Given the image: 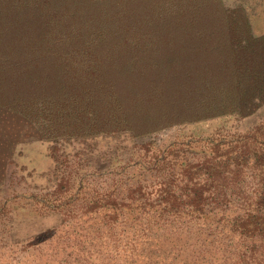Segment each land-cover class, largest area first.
<instances>
[{"label":"trees","instance_id":"1","mask_svg":"<svg viewBox=\"0 0 264 264\" xmlns=\"http://www.w3.org/2000/svg\"><path fill=\"white\" fill-rule=\"evenodd\" d=\"M248 12L224 0H0V111L25 122L28 136L82 142L245 118L264 105V34H253ZM220 130L212 141L226 134L228 149L213 144V157L185 163L182 187L195 189L201 177L212 187L216 175L227 185L228 173L237 183L251 172L249 216L234 228L252 242V264H264V122L246 134ZM156 145H139L116 171L144 161ZM98 157L107 169L108 158ZM70 162L67 156L62 166ZM84 167L83 174L93 170ZM84 180L81 190L90 186ZM119 183L106 195L116 205Z\"/></svg>","mask_w":264,"mask_h":264},{"label":"rangeland","instance_id":"2","mask_svg":"<svg viewBox=\"0 0 264 264\" xmlns=\"http://www.w3.org/2000/svg\"><path fill=\"white\" fill-rule=\"evenodd\" d=\"M224 1L228 8L249 9L256 15V35L264 34V0ZM241 118L239 130L220 131L246 134L264 122V105ZM212 122L221 125L223 119ZM25 129V122L0 111V264H252L246 256L252 242H243L234 228L249 216L250 187L256 185L249 182L251 172L244 176L248 181L241 177L236 183L228 173L227 185L216 175L212 187L204 177L193 181L200 182L195 189L182 187L185 163L195 166L213 157V144L228 149L230 138L225 134L212 141L215 131L208 123L160 129L159 141L149 140L157 147L144 161L129 162L115 173L106 172V159L89 152L92 140L40 137L25 145L16 171L11 160ZM67 156L71 162L62 166ZM53 159L59 160L55 168ZM162 159L166 167H160ZM177 162L181 167L173 166ZM84 164L93 170L83 174ZM81 177L88 188L81 190ZM119 179L116 205L106 195ZM254 243L263 242L256 237Z\"/></svg>","mask_w":264,"mask_h":264},{"label":"water","instance_id":"3","mask_svg":"<svg viewBox=\"0 0 264 264\" xmlns=\"http://www.w3.org/2000/svg\"><path fill=\"white\" fill-rule=\"evenodd\" d=\"M248 15L251 25H254L253 22L255 20L254 18L256 17V15L253 14L251 11L248 12ZM252 31L253 34H256V31L253 28V26H252ZM211 121L213 120L203 121L201 123H208L210 127L214 128V131L218 129L227 130L229 128L239 130L243 126L242 125L243 119L237 115L224 117L221 125L216 122H214L213 124V122L211 123ZM184 125L188 126L189 124H184ZM25 130H24L25 133H22L20 136V140H19L20 142L14 148L13 157L11 160L10 168L15 169L16 171H19L20 168L22 167L20 159L22 155H24L26 152L25 145L37 138L35 136H28ZM160 137H161V131H157L142 137H136L129 132H119L115 134H100L92 138L95 143L93 151H95L97 155L106 156L109 160V164L106 169V172L115 173L116 163L118 161H122L123 159H127V158L129 159L130 155L135 153L138 146L144 143V140L147 141V143H151L154 142V141H149L151 138H154L157 141ZM60 140H68V139H60ZM49 141L54 142L57 140H49ZM57 163H59V160L53 159V163H52L53 168L57 166ZM33 175L39 176L40 174L39 172H36ZM41 220H42L41 218L36 219V221H41Z\"/></svg>","mask_w":264,"mask_h":264}]
</instances>
